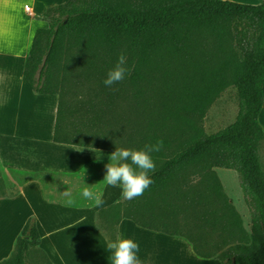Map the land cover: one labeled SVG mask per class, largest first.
<instances>
[{"label":"trees","instance_id":"1","mask_svg":"<svg viewBox=\"0 0 264 264\" xmlns=\"http://www.w3.org/2000/svg\"><path fill=\"white\" fill-rule=\"evenodd\" d=\"M43 19L48 25L34 34L24 75L37 93L58 95L54 141L109 150L163 141L151 153L156 170L143 195L98 211L109 240L130 219L186 238L200 257L264 264V0H67ZM121 53L129 71L105 86ZM76 83L85 87L81 96ZM230 87L237 117L208 134L205 117ZM218 168L239 172L251 230ZM7 195L15 189L0 170V197ZM40 243L30 217L0 264H52Z\"/></svg>","mask_w":264,"mask_h":264},{"label":"crops","instance_id":"2","mask_svg":"<svg viewBox=\"0 0 264 264\" xmlns=\"http://www.w3.org/2000/svg\"><path fill=\"white\" fill-rule=\"evenodd\" d=\"M67 0H0V170L15 195L0 197V261L8 258L26 221L34 217L40 247L52 264H111L110 242L97 213L123 199L120 186H105V165L115 150L54 141L58 95L39 94L24 75L36 30L46 27L45 10ZM260 4L263 0H237ZM31 12L25 10V5ZM264 129V105L259 115ZM84 188L103 189V204L89 207ZM74 206H66L69 195ZM185 239L181 242L176 239ZM117 238L139 244L141 264H207L184 237L168 235L123 219ZM221 263V262H220Z\"/></svg>","mask_w":264,"mask_h":264},{"label":"clouds","instance_id":"3","mask_svg":"<svg viewBox=\"0 0 264 264\" xmlns=\"http://www.w3.org/2000/svg\"><path fill=\"white\" fill-rule=\"evenodd\" d=\"M129 69L127 57L121 53L115 66L107 72L103 83L111 87L113 84L125 79ZM163 147V141L158 140L155 144H146L143 149L120 147L110 154V162L105 165L104 182L105 186H120L122 198L133 200L143 195L146 189L153 183L149 173L156 170L155 162L152 159V152H159ZM66 206H74L77 201L68 194ZM82 197L90 201L89 207H100L103 204V189L93 191L84 188ZM111 251V264H141L137 257L139 244L131 238H117L107 244Z\"/></svg>","mask_w":264,"mask_h":264},{"label":"rangeland","instance_id":"4","mask_svg":"<svg viewBox=\"0 0 264 264\" xmlns=\"http://www.w3.org/2000/svg\"><path fill=\"white\" fill-rule=\"evenodd\" d=\"M231 1L239 2L237 0H231ZM240 3H246V2H240ZM73 88H74L73 92H76L77 95L79 96L83 95L86 91L85 87L81 83L80 84L76 83ZM79 96L74 95L73 97L78 98ZM238 111H239V101L237 97V90L235 87H230L224 93H222L220 97L210 107L204 121L206 132L208 134L214 133L228 126L229 124L235 121ZM259 153L264 167V141H262L260 144ZM217 172L224 184L226 193L229 195L232 202L240 212L245 227L248 230H251L252 208L249 205L247 197L245 196V193L242 189L241 177L239 172L234 169H226V168H218ZM176 240L187 243V241L183 238ZM166 254L168 260L171 261L173 264H181L183 258L178 251L170 248L169 250H166ZM33 256L37 258L36 254H33ZM204 262H207V264H221L220 260L217 258H210L204 260Z\"/></svg>","mask_w":264,"mask_h":264},{"label":"built area","instance_id":"5","mask_svg":"<svg viewBox=\"0 0 264 264\" xmlns=\"http://www.w3.org/2000/svg\"><path fill=\"white\" fill-rule=\"evenodd\" d=\"M25 10L28 12L32 11L30 5H28V4L25 5Z\"/></svg>","mask_w":264,"mask_h":264}]
</instances>
